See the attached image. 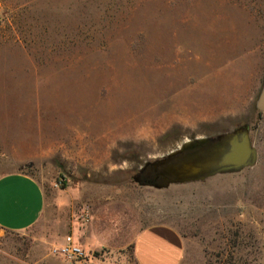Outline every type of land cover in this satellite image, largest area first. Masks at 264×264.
I'll list each match as a JSON object with an SVG mask.
<instances>
[{
	"label": "rangeland",
	"instance_id": "374dc122",
	"mask_svg": "<svg viewBox=\"0 0 264 264\" xmlns=\"http://www.w3.org/2000/svg\"><path fill=\"white\" fill-rule=\"evenodd\" d=\"M263 84L264 0H0V176L27 173L46 195L31 228H0V264H138L132 246L61 252L95 208L172 226L182 264H264ZM245 123L253 167L134 181Z\"/></svg>",
	"mask_w": 264,
	"mask_h": 264
},
{
	"label": "crops",
	"instance_id": "0c3cea01",
	"mask_svg": "<svg viewBox=\"0 0 264 264\" xmlns=\"http://www.w3.org/2000/svg\"><path fill=\"white\" fill-rule=\"evenodd\" d=\"M45 206L44 189L34 177L19 171L0 176V228L25 231L40 220ZM113 216L117 221L109 222ZM71 229L73 243L82 248L132 246L138 264H182L186 254V242L172 226L162 223L140 228L137 218L125 209L95 208L84 223L74 220Z\"/></svg>",
	"mask_w": 264,
	"mask_h": 264
},
{
	"label": "water",
	"instance_id": "95a60500",
	"mask_svg": "<svg viewBox=\"0 0 264 264\" xmlns=\"http://www.w3.org/2000/svg\"><path fill=\"white\" fill-rule=\"evenodd\" d=\"M256 108L264 111V84ZM185 142L163 158L145 163L134 181L164 188L175 183L203 181L220 173L238 172L253 167L258 160V149L247 123L224 133Z\"/></svg>",
	"mask_w": 264,
	"mask_h": 264
},
{
	"label": "built area",
	"instance_id": "2783aa9c",
	"mask_svg": "<svg viewBox=\"0 0 264 264\" xmlns=\"http://www.w3.org/2000/svg\"><path fill=\"white\" fill-rule=\"evenodd\" d=\"M61 252L70 258L83 257L86 254L82 247L72 242L71 236L67 238V243L61 248Z\"/></svg>",
	"mask_w": 264,
	"mask_h": 264
},
{
	"label": "bare ground",
	"instance_id": "6f19581e",
	"mask_svg": "<svg viewBox=\"0 0 264 264\" xmlns=\"http://www.w3.org/2000/svg\"><path fill=\"white\" fill-rule=\"evenodd\" d=\"M186 142H188V140H187ZM186 142H185V143H186ZM181 144H182V143H181ZM181 144H180V145H181Z\"/></svg>",
	"mask_w": 264,
	"mask_h": 264
}]
</instances>
